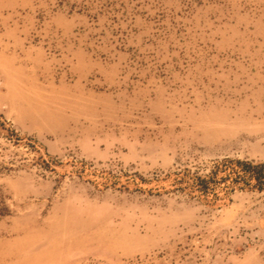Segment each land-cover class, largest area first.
Here are the masks:
<instances>
[{"label": "rangeland", "instance_id": "374dc122", "mask_svg": "<svg viewBox=\"0 0 264 264\" xmlns=\"http://www.w3.org/2000/svg\"><path fill=\"white\" fill-rule=\"evenodd\" d=\"M236 160L264 0H0V264H264Z\"/></svg>", "mask_w": 264, "mask_h": 264}, {"label": "trees", "instance_id": "16d2710c", "mask_svg": "<svg viewBox=\"0 0 264 264\" xmlns=\"http://www.w3.org/2000/svg\"><path fill=\"white\" fill-rule=\"evenodd\" d=\"M234 163L240 166L243 169V172H249L252 175V178L254 179L259 180L261 179V177L264 176V164L263 163L251 165L249 162L240 161V160H236ZM209 182H210V179L209 180L199 179V184L202 185L203 187H206Z\"/></svg>", "mask_w": 264, "mask_h": 264}]
</instances>
